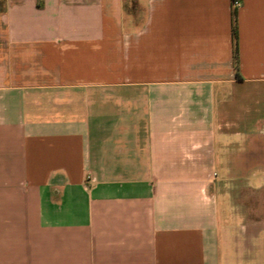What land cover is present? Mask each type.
I'll return each mask as SVG.
<instances>
[{
    "label": "crops",
    "instance_id": "crops-1",
    "mask_svg": "<svg viewBox=\"0 0 264 264\" xmlns=\"http://www.w3.org/2000/svg\"><path fill=\"white\" fill-rule=\"evenodd\" d=\"M233 1L2 0L0 264H264V0Z\"/></svg>",
    "mask_w": 264,
    "mask_h": 264
},
{
    "label": "built area",
    "instance_id": "built-area-1",
    "mask_svg": "<svg viewBox=\"0 0 264 264\" xmlns=\"http://www.w3.org/2000/svg\"><path fill=\"white\" fill-rule=\"evenodd\" d=\"M242 4V1L241 0H234L233 1V5H234V7H238V6H240Z\"/></svg>",
    "mask_w": 264,
    "mask_h": 264
},
{
    "label": "trees",
    "instance_id": "trees-1",
    "mask_svg": "<svg viewBox=\"0 0 264 264\" xmlns=\"http://www.w3.org/2000/svg\"><path fill=\"white\" fill-rule=\"evenodd\" d=\"M234 35H235V37L237 36V28L236 27H234Z\"/></svg>",
    "mask_w": 264,
    "mask_h": 264
},
{
    "label": "rangeland",
    "instance_id": "rangeland-1",
    "mask_svg": "<svg viewBox=\"0 0 264 264\" xmlns=\"http://www.w3.org/2000/svg\"><path fill=\"white\" fill-rule=\"evenodd\" d=\"M2 5H3V4H2V0H0V8H2Z\"/></svg>",
    "mask_w": 264,
    "mask_h": 264
}]
</instances>
